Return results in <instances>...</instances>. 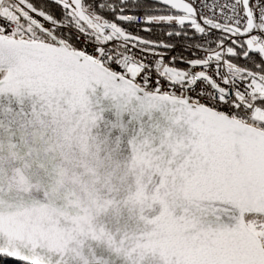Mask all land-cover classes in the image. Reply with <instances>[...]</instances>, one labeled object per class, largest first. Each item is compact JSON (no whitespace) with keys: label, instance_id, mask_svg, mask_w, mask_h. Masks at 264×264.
Instances as JSON below:
<instances>
[{"label":"snow or ice","instance_id":"obj_1","mask_svg":"<svg viewBox=\"0 0 264 264\" xmlns=\"http://www.w3.org/2000/svg\"><path fill=\"white\" fill-rule=\"evenodd\" d=\"M264 264V0H0V262Z\"/></svg>","mask_w":264,"mask_h":264},{"label":"trees","instance_id":"obj_2","mask_svg":"<svg viewBox=\"0 0 264 264\" xmlns=\"http://www.w3.org/2000/svg\"><path fill=\"white\" fill-rule=\"evenodd\" d=\"M0 264H3V262H0ZM8 264H14V262L10 261V262H8Z\"/></svg>","mask_w":264,"mask_h":264}]
</instances>
